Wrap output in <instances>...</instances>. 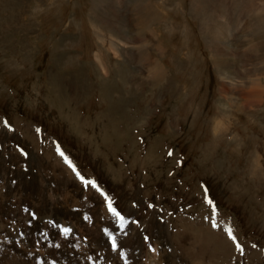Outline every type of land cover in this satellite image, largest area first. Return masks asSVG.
<instances>
[{"label":"rangeland","instance_id":"rangeland-1","mask_svg":"<svg viewBox=\"0 0 264 264\" xmlns=\"http://www.w3.org/2000/svg\"><path fill=\"white\" fill-rule=\"evenodd\" d=\"M0 264H264V0H0Z\"/></svg>","mask_w":264,"mask_h":264},{"label":"snow or ice","instance_id":"snow-or-ice-1","mask_svg":"<svg viewBox=\"0 0 264 264\" xmlns=\"http://www.w3.org/2000/svg\"><path fill=\"white\" fill-rule=\"evenodd\" d=\"M89 183H91V182H89ZM93 186H95V185L93 184ZM108 207H109V210L113 213V215L119 216V214L116 212V210L112 207L111 202H109ZM120 220L122 221L121 226L123 227V217H120ZM67 231H68V229H65V232H67ZM227 231H228L229 236L233 240H235V237L232 235V230L229 228ZM114 246H115V244H114ZM237 247L239 248L240 246L237 244Z\"/></svg>","mask_w":264,"mask_h":264},{"label":"crops","instance_id":"crops-1","mask_svg":"<svg viewBox=\"0 0 264 264\" xmlns=\"http://www.w3.org/2000/svg\"><path fill=\"white\" fill-rule=\"evenodd\" d=\"M110 16H111V15H110ZM126 28H127V27H126ZM122 37H123V36H119V37L117 36V38H122ZM115 45H116V43H115Z\"/></svg>","mask_w":264,"mask_h":264}]
</instances>
